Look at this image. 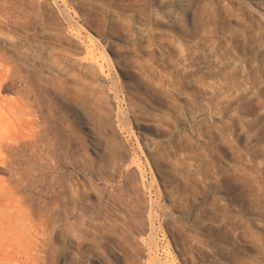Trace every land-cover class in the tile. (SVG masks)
I'll return each instance as SVG.
<instances>
[{
  "label": "rangeland",
  "instance_id": "374dc122",
  "mask_svg": "<svg viewBox=\"0 0 264 264\" xmlns=\"http://www.w3.org/2000/svg\"><path fill=\"white\" fill-rule=\"evenodd\" d=\"M0 264H264V0H0Z\"/></svg>",
  "mask_w": 264,
  "mask_h": 264
}]
</instances>
